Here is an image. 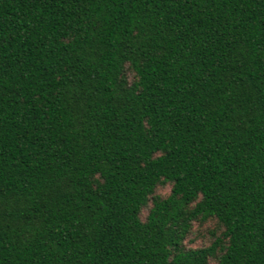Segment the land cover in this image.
I'll use <instances>...</instances> for the list:
<instances>
[{
	"label": "trees",
	"instance_id": "16d2710c",
	"mask_svg": "<svg viewBox=\"0 0 264 264\" xmlns=\"http://www.w3.org/2000/svg\"><path fill=\"white\" fill-rule=\"evenodd\" d=\"M0 264H264V0H0Z\"/></svg>",
	"mask_w": 264,
	"mask_h": 264
},
{
	"label": "rangeland",
	"instance_id": "374dc122",
	"mask_svg": "<svg viewBox=\"0 0 264 264\" xmlns=\"http://www.w3.org/2000/svg\"><path fill=\"white\" fill-rule=\"evenodd\" d=\"M158 191L160 192V193H162V194H166V193H168L169 192V186L167 185V186H165V187H160L159 189H158ZM144 216V215H143ZM143 218V217H142ZM203 233V232H202ZM204 234V233H203ZM206 242V237H202V238H199V237H196V240H195V242L194 243H191L192 245L193 244H197V245H201V244H203V243H205Z\"/></svg>",
	"mask_w": 264,
	"mask_h": 264
}]
</instances>
